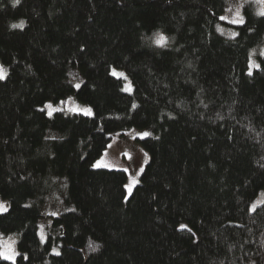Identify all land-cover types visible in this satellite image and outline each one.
Here are the masks:
<instances>
[{
    "label": "trees",
    "instance_id": "1",
    "mask_svg": "<svg viewBox=\"0 0 264 264\" xmlns=\"http://www.w3.org/2000/svg\"><path fill=\"white\" fill-rule=\"evenodd\" d=\"M225 5L0 0V231L19 249L0 264H264V200L250 208L264 189V57L248 75L264 16L245 2L226 35ZM71 93L93 114L40 107ZM132 126L151 129L150 158L127 195V171L93 161ZM55 192L71 207L43 241Z\"/></svg>",
    "mask_w": 264,
    "mask_h": 264
},
{
    "label": "rangeland",
    "instance_id": "2",
    "mask_svg": "<svg viewBox=\"0 0 264 264\" xmlns=\"http://www.w3.org/2000/svg\"><path fill=\"white\" fill-rule=\"evenodd\" d=\"M247 1H253L255 5V10L257 13L264 11V0H226V5L224 10L221 13L223 21L218 24V30L226 35L233 36L234 33H237L235 26L226 23L238 19L237 12L244 17V4ZM236 24V23H233ZM162 35L166 36L165 33ZM261 53H264V41L255 45L250 49L249 52V63L248 71H252L255 67L254 64L261 63ZM250 65H253L250 67ZM0 70L2 74H7L6 65L0 61ZM112 73L123 78V88L126 91L133 90V82L130 75L127 71L121 67L112 66ZM81 82V78L76 79V86ZM40 107L44 108L47 113L53 114L54 111L64 109L66 111H79L86 114L85 110H90V113L93 114V107L88 102H85L79 99L76 93H71L65 97L59 99H48ZM89 114V115H91ZM143 133H151L149 127H129L125 130L124 133L115 132L110 140L107 142L103 151L94 159L93 165L97 161H102L104 164L108 165V168H120L127 169L128 178L126 181L127 185H132V190L135 185L140 181L141 174L146 167L147 162L150 158L149 150L143 144L141 139L145 137ZM135 182V183H133ZM126 193L129 195L128 188L126 187ZM254 201L251 203L250 208H255L264 200V189H262ZM263 194V195H261ZM0 204L3 205V208L0 211H5L8 209L9 204L8 200L0 197ZM71 206L65 201L64 195L62 192H55L50 195L42 205V215L38 221V232L43 241L46 240L48 228L52 225L54 216L63 210L69 209ZM55 213V215H53ZM182 224L186 223L185 220L181 222ZM0 253L2 257L8 256L11 257L9 260H15L19 254L18 249V233L9 232L3 233L0 231ZM54 252L59 251L58 246H54Z\"/></svg>",
    "mask_w": 264,
    "mask_h": 264
},
{
    "label": "snow or ice",
    "instance_id": "3",
    "mask_svg": "<svg viewBox=\"0 0 264 264\" xmlns=\"http://www.w3.org/2000/svg\"><path fill=\"white\" fill-rule=\"evenodd\" d=\"M16 3H19V0H16ZM259 15L261 16H264V11L260 12ZM237 16H238V19L232 21L233 23H236V24H244L245 23V20H244V17L242 15H240L239 12H237ZM221 19H225V17H221ZM12 27L16 28V27H20V25H12ZM235 35H238L237 33H234L233 36ZM156 44L163 47L165 46L166 44V37H164L163 35H160L157 39H156ZM261 56H264V53H261ZM253 65H250V67H252ZM254 67L256 69H259L261 67V65L259 63H256L254 64ZM115 75V73H113ZM248 75L251 76L253 75V72L252 71H249L248 72ZM0 79H4V75L2 74V70H0ZM77 87H79V85H77ZM86 114H91L90 113V110H85ZM49 115H51V113H49ZM144 136H147L149 135V133H143ZM94 167L96 168H101V167H108L107 164H104L102 161H97L96 164L93 165ZM125 171H127V169H125ZM135 183V182H133ZM128 188V191H129V194H131L132 192V185H127L126 186ZM3 208V205L0 204V209ZM6 210V209H4ZM253 211H255V208L252 209ZM53 215H55V213H53ZM93 251H95V248H93ZM57 255H59V253H56ZM0 255H3L2 253H0ZM4 258L6 259H11V257H8V256H5Z\"/></svg>",
    "mask_w": 264,
    "mask_h": 264
}]
</instances>
